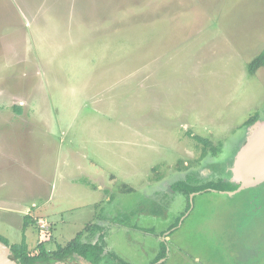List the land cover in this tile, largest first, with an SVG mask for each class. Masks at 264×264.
<instances>
[{
    "label": "rangeland",
    "instance_id": "374dc122",
    "mask_svg": "<svg viewBox=\"0 0 264 264\" xmlns=\"http://www.w3.org/2000/svg\"><path fill=\"white\" fill-rule=\"evenodd\" d=\"M263 49L264 0H0V235L27 217L52 252L99 224L130 264H264V182L171 189L229 180Z\"/></svg>",
    "mask_w": 264,
    "mask_h": 264
},
{
    "label": "trees",
    "instance_id": "16d2710c",
    "mask_svg": "<svg viewBox=\"0 0 264 264\" xmlns=\"http://www.w3.org/2000/svg\"><path fill=\"white\" fill-rule=\"evenodd\" d=\"M264 66V49L253 59L247 69L250 74H253L258 68ZM13 109L19 112V107ZM264 114V111H263ZM259 119L258 113L254 114L245 124L251 125ZM264 119V117H263ZM199 143L203 144L202 156L207 155V149H210L212 155L220 151V148L215 149L211 146L208 140L193 137ZM238 188V185L222 179L199 182L198 179L186 178L185 181H177L172 186L173 192H177L186 197L187 202L191 201L192 197L200 192L216 191V192H231ZM189 208V205H188ZM28 218L23 223L21 229L22 238L20 243L9 244L8 240L0 235V242L9 247L12 253V259L20 264H52L54 262H65L73 257H78L88 264H130L119 258L115 253L106 251L104 228L99 224L91 225L85 230L87 235L83 238L82 234H78L75 238L67 243L58 244L52 252L46 250L42 242L38 243L35 252L28 250L24 229L27 228ZM166 256L165 245H161V250L151 264H163L162 260Z\"/></svg>",
    "mask_w": 264,
    "mask_h": 264
},
{
    "label": "water",
    "instance_id": "95a60500",
    "mask_svg": "<svg viewBox=\"0 0 264 264\" xmlns=\"http://www.w3.org/2000/svg\"><path fill=\"white\" fill-rule=\"evenodd\" d=\"M247 135L237 152L230 169L229 181L238 185L232 195L241 189L254 187L264 182V119L247 126ZM0 264H20L12 259L8 246L0 242ZM52 264H63L54 262Z\"/></svg>",
    "mask_w": 264,
    "mask_h": 264
},
{
    "label": "flooded vegetation",
    "instance_id": "af4514ba",
    "mask_svg": "<svg viewBox=\"0 0 264 264\" xmlns=\"http://www.w3.org/2000/svg\"><path fill=\"white\" fill-rule=\"evenodd\" d=\"M65 262H66V261H65ZM65 262H64V263H65Z\"/></svg>",
    "mask_w": 264,
    "mask_h": 264
}]
</instances>
